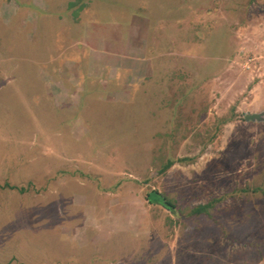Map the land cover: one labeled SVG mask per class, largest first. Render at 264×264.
<instances>
[{
  "label": "rangeland",
  "instance_id": "374dc122",
  "mask_svg": "<svg viewBox=\"0 0 264 264\" xmlns=\"http://www.w3.org/2000/svg\"><path fill=\"white\" fill-rule=\"evenodd\" d=\"M0 264H264V0H0Z\"/></svg>",
  "mask_w": 264,
  "mask_h": 264
},
{
  "label": "trees",
  "instance_id": "16d2710c",
  "mask_svg": "<svg viewBox=\"0 0 264 264\" xmlns=\"http://www.w3.org/2000/svg\"><path fill=\"white\" fill-rule=\"evenodd\" d=\"M171 159H169V161H168V163L165 165V166H163V170H165L167 167H169L170 166V164H171V161H170ZM159 194V193H158ZM158 194H156V192H151L150 194H149V197H151V199H150V201H152V200H158V201H162L163 202V199L160 197V195H158ZM207 205H208V203H205V204H199L197 207H196V212H200V213H202V212H205V209H207Z\"/></svg>",
  "mask_w": 264,
  "mask_h": 264
},
{
  "label": "water",
  "instance_id": "95a60500",
  "mask_svg": "<svg viewBox=\"0 0 264 264\" xmlns=\"http://www.w3.org/2000/svg\"><path fill=\"white\" fill-rule=\"evenodd\" d=\"M263 112H258V113H244V119L245 120H250V121H259L262 119Z\"/></svg>",
  "mask_w": 264,
  "mask_h": 264
}]
</instances>
